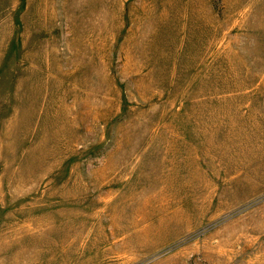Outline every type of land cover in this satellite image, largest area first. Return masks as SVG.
<instances>
[{
	"label": "rangeland",
	"instance_id": "1",
	"mask_svg": "<svg viewBox=\"0 0 264 264\" xmlns=\"http://www.w3.org/2000/svg\"><path fill=\"white\" fill-rule=\"evenodd\" d=\"M0 264H264V0H0Z\"/></svg>",
	"mask_w": 264,
	"mask_h": 264
}]
</instances>
